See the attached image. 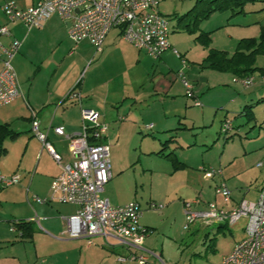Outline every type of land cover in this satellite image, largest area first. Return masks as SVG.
<instances>
[{
	"label": "crops",
	"instance_id": "1",
	"mask_svg": "<svg viewBox=\"0 0 264 264\" xmlns=\"http://www.w3.org/2000/svg\"><path fill=\"white\" fill-rule=\"evenodd\" d=\"M36 1L30 0L22 6L15 5L19 9H26ZM164 1L162 0L160 4ZM253 1L264 0H252L249 2ZM1 2L2 0H0V7ZM245 5L242 13L232 15L229 12L227 20L246 14ZM256 12L258 13L256 16H260L264 13V10ZM1 25H6L11 32L12 38L20 42L19 51L14 56L12 64L22 95L21 98L16 99L11 104L0 108V125H7L8 129L13 133L12 136H8L3 140V147L6 149V153L3 156L8 155L14 149L15 143H19V141L21 148L20 160L12 168L4 170V174L1 175L9 177L18 174L20 176L16 189L21 192L22 206L17 205L7 212L0 201V264L135 263L129 261L118 262L117 258H115L116 256L114 257L106 251L102 237L98 236L99 239L95 240V244L91 243L90 245L86 241L83 242L82 239L85 238H68L64 232L66 225L65 218L75 213L76 207L74 205L58 203L56 201L37 203L33 200V197L46 198L49 195L51 182L60 173V165L53 160L49 152L32 135L29 108L35 111L41 132H46L49 126H63L67 134L79 133L81 131L80 106L64 100L70 90L76 87L80 93L82 107L94 111L98 116V120L108 126L105 139L107 138V141L112 144L111 150L112 155L114 154V163L111 168V174L113 178V174H120V166H117V148L123 143L127 135H129V141H134L138 137L137 133L140 132L136 108H141V106L149 108L156 103L161 108L159 111L150 114L149 118L157 124L158 130L166 133L178 129L179 126L171 129L172 124L176 122L180 124L182 122L180 119H176L175 102L181 97L188 99L177 77V73L180 70H183L187 75L194 86L198 98L204 104L213 107L216 106L214 105V100L218 101L217 98L219 96H214V98L210 96L212 92L210 91V76L215 77L217 82L220 80L223 82L222 80L227 77L219 73H228L231 76L230 81L232 83H239L238 81H234L236 76L229 72L209 67V64L204 62L208 53L207 47H203L204 55L196 63L197 67L187 64L186 60L185 64H183L180 60L185 59V54H181L177 50L181 58L176 57L173 53V49L175 48H173L170 42L171 47L164 51L159 59L154 60L145 52L139 51L133 45L121 39L119 30L113 29L104 40L100 52H95L94 48L87 41L79 43L88 44L92 50V53L87 55L89 60L84 68V76L80 78L83 71L80 73L81 69H77L79 72L74 73L72 66L67 62L69 56L72 55L73 49L77 46L74 48V44L68 36L67 26L58 16L54 15L50 17L41 28L27 29L20 22H8L0 8ZM177 26V21L171 20V33L176 30ZM197 30H199L197 35L200 32H206L210 35L212 32L200 30L199 24L195 33ZM262 30H264V27ZM12 38H3L2 42L7 45ZM250 38L252 37L243 35L241 39ZM69 42L73 46L66 51ZM63 45L65 46L64 48ZM227 53L230 54V52ZM174 58L175 60L172 65L170 60ZM254 67L257 68L254 73L258 71L261 77L260 74H264V69L256 63ZM210 69L215 72H211ZM262 84L264 85L263 81ZM232 97H234V94ZM232 100L230 98V101ZM261 101H264V95ZM253 105V103L247 100L243 101L244 107L235 115L241 117L244 115V112H249L250 116L249 119L246 117L247 120L250 122L255 120V115L251 109ZM217 113L218 111H213L214 116ZM186 114V110H183L184 117ZM224 120H226V112H223L219 116V130ZM150 124L152 125V123ZM254 127L255 124L251 125L250 130ZM261 127L262 125L259 124V128ZM153 128L154 126L152 125V128L149 129L147 127L146 129L150 131ZM27 130L29 133H26ZM232 135L234 137L235 134ZM144 136L156 139L152 133H146ZM48 140L57 143V147L55 146L54 149L61 156V164L71 161L72 157L66 140L57 136L51 130L47 133V142ZM137 140L139 141L138 138ZM226 140L229 139L226 138ZM157 141L159 147H161H158V150L145 151V154L155 155L167 160L171 164V175L186 169L191 171L187 164L177 157L176 148L182 146H174V149L165 153L164 150L177 141L173 136L166 138L164 141L157 138ZM142 142L143 139H141ZM159 152H162L163 156L158 155ZM167 154L173 155L180 166L176 167L172 159L165 157ZM259 162H263L264 164V160L256 163V168L260 169L261 172L260 180L255 178L249 184L235 185V189L238 190V197L236 200L230 197V200L227 202L215 193V186L219 183L220 178L218 176L207 178L204 172L201 171V167L198 168L197 170L204 179H216L215 185L213 187L209 186L212 196L205 198L207 193L201 187L192 199H181L182 209L183 202L197 199L199 203L194 207L195 209L203 210L208 202H214L216 206L229 210L235 207L241 200H247V196L251 193V190L254 191V198L247 201H255L264 181V165L258 167L257 164ZM242 175L239 174V176ZM257 181H259V185H256ZM226 186L228 187L227 184ZM228 189L230 192L232 191L229 187ZM134 197L135 192L130 193L124 200L115 198L113 205H123L136 201ZM104 199L109 202L107 198ZM157 199L164 201V208L159 211L148 210V204L151 201H146L143 205L138 203L143 211L157 216H165L169 211L172 213L173 210L171 209H173L175 204H168L169 200L166 195H160ZM16 202L17 200L13 201V203ZM17 220L32 222L34 231L30 239L22 238L21 232L10 231V224ZM147 224L144 223L143 226L149 228L150 233L144 240V247L147 246L146 243L150 238L149 236H151L154 230L153 225ZM147 244L149 245L150 243ZM117 247H120L124 251L123 254L119 255H126L128 253V250L125 248L121 246Z\"/></svg>",
	"mask_w": 264,
	"mask_h": 264
},
{
	"label": "rangeland",
	"instance_id": "2",
	"mask_svg": "<svg viewBox=\"0 0 264 264\" xmlns=\"http://www.w3.org/2000/svg\"><path fill=\"white\" fill-rule=\"evenodd\" d=\"M4 1L6 0H2L1 3L3 4ZM11 1L22 6L30 0ZM194 2L195 0H165L158 9L162 14L175 21L174 16L184 14L194 5ZM263 7L264 1L248 2L245 5L247 13L235 16L230 20H227L229 12H215L208 19L200 21L199 29L212 31L209 35L211 47L230 52L229 55H231L236 50L238 41L243 35L259 39L261 29L264 27V13L256 16L258 14L256 11L261 12L264 10ZM190 20L188 21L189 24L191 23ZM198 31L191 34L183 26H177L176 30L169 35V42L173 48L181 54H185V59L182 60H186L187 64L196 67V63L204 55V46L195 40ZM72 46L69 42L66 51ZM91 53V47L82 43L73 49L72 55L67 60L74 73L79 72L77 69H81L80 73L83 71L81 75L79 74L80 78L84 76V68L89 60L87 55ZM174 60L175 58L170 60L172 65ZM182 60L180 61L182 62ZM255 63L264 69V53L255 55ZM210 71L215 72L211 69ZM219 74H223L227 78H224L223 82L221 80L217 82L215 77L210 76L209 80L210 91H212L210 96L213 98L219 96L218 101L214 100L216 106H208L199 99L202 105L196 107L191 100L185 97L177 99L175 114L176 119H180L182 124L171 123V129L179 127L166 133L159 131L156 127L157 124L149 118L150 114L160 110L161 107L158 104L155 103L149 108L145 106L136 108L140 128V132L137 133L138 137L134 141H129V135H127L123 143L117 148V166H120V174H113L112 180L104 186L101 197L107 198L113 205L115 198L124 200L130 193L135 192L134 200L141 205L152 200L164 203V201L157 199L160 195H166L169 200L168 204H175L171 209L173 210L172 213L169 211L165 216L142 212L140 223L142 225L148 223L147 225H153L154 228L147 241L150 244L146 243L147 246H143V248L148 252L159 254L161 260L160 262L157 260L153 262L147 253L148 264H220L222 257L229 253L234 244L244 237L243 220H239L233 225L226 223L225 228L221 230H217V224L204 226L199 222H195L188 229H184L185 216L181 199H192L201 187L207 193L205 198L212 196L209 186L213 187L216 181V179H204L197 170L198 168L204 166L221 169L224 181L232 190L230 197L233 200L238 197V190L235 189V185L249 184L255 178L257 180L261 178V172L260 169L256 168V163L264 160V101H261L264 95L261 77L264 74H260L261 77L258 71L248 74L254 78L253 84L248 88L237 82L232 83L228 73ZM233 94L234 97H232ZM230 98L233 100L230 101ZM245 100L254 104L251 109L256 122H254L255 120L250 122L245 115L241 117L235 115L242 110ZM183 110H186L187 113L185 117ZM214 110L218 111L216 116L213 115ZM223 112H226V120H230L234 126L225 135L219 130V116ZM150 123L154 128L149 131L146 128ZM253 124L255 127L250 130ZM259 124L262 125L261 128H259ZM26 133L29 131L27 130ZM146 133H152L156 139L144 136ZM232 134H235L234 137L226 140ZM170 136H173L177 141L166 148L165 153L174 149V146H182L176 148L177 157L185 162L191 171L186 169L171 175V164L167 160L145 154V151L158 150L161 147H159L157 138L164 141ZM141 139H143L142 143ZM19 143H15L14 149L8 155L0 158V169L3 170V172L0 171V174H4V170L12 168L20 160L21 148ZM48 143L53 148L57 144L50 140ZM105 143L110 149V166L112 168L114 163L112 144L107 141V138ZM261 150L263 151L261 152ZM239 174L243 175L239 176ZM258 183L259 181L256 182V185ZM16 186L15 184L12 187H0V201L7 212L17 205L22 206L21 192L16 189ZM253 195L254 191L251 190L247 200H252ZM218 199L222 201L220 198ZM14 200L17 202L13 203ZM96 239L98 240L99 237H93L90 241L95 244ZM82 240L83 242L88 241ZM210 245H214L213 251L208 249ZM115 247H105V249L117 258V255L123 254L124 251L120 247Z\"/></svg>",
	"mask_w": 264,
	"mask_h": 264
},
{
	"label": "built area",
	"instance_id": "3",
	"mask_svg": "<svg viewBox=\"0 0 264 264\" xmlns=\"http://www.w3.org/2000/svg\"><path fill=\"white\" fill-rule=\"evenodd\" d=\"M162 0H37L26 9H19L11 0L1 5V11L10 23L20 22L27 29L41 28L52 16H58L67 26L68 36L74 48L87 41L100 52L108 33L119 30L121 39L133 45L139 51L157 60L169 49L171 19L159 11ZM3 38H12L6 25L0 26V108L21 98V90L12 60L18 53L20 42L12 38L7 45ZM176 57L181 58L173 49ZM183 64L185 61L182 60ZM177 77L184 88L185 96L200 107L194 86L183 70ZM264 82V76L261 77ZM243 87L253 84L254 78L236 77ZM80 106L81 131L67 134L63 126H49L46 132L39 130L35 111L29 108L31 115V133L45 148L53 160L60 165V173L55 176L46 198L33 197L37 203L56 201L76 207L75 213L65 218V233L68 238H85L90 245L93 237H102L106 247L121 246L128 250L126 255H118L120 263L129 261L137 264H148L147 253L155 261H161L159 254L148 252L143 243L150 229L140 223L142 208L136 201L123 205H111L101 197L104 186L112 178L110 166V149L105 143L108 126L98 120L97 114L81 105L78 89L73 87L65 99ZM149 129L152 125L147 126ZM232 129L230 120H224L220 133L227 134ZM54 134L68 142L72 157L70 162L61 164V156L47 142V133ZM263 162L257 164L262 167ZM205 177L218 176L219 183L215 193L229 201L231 192L226 186L221 169L201 167ZM20 176L14 174L5 177L0 174V187H9L19 182ZM198 200L183 202L185 216L184 229L195 222L204 226L212 224L233 225L244 221V237L237 241L231 251L224 255L220 264H264V181L255 201L241 200L232 209L226 210L208 202L203 210L195 209ZM163 203L151 201L148 210L159 211ZM10 231L15 232L13 225ZM113 240V241H111Z\"/></svg>",
	"mask_w": 264,
	"mask_h": 264
},
{
	"label": "trees",
	"instance_id": "4",
	"mask_svg": "<svg viewBox=\"0 0 264 264\" xmlns=\"http://www.w3.org/2000/svg\"><path fill=\"white\" fill-rule=\"evenodd\" d=\"M249 1L252 0H195L194 5L189 10L180 16H174V19L177 21L178 26H183L186 31L192 34L195 33L200 21L206 19L212 13L228 11L232 15L239 14L243 12L244 5ZM189 20L191 21L190 24L188 23ZM195 40L208 48L204 62H207L209 67L229 72L238 78L246 77L256 71L257 68L254 67L255 55L264 53V30L261 31L259 39H241L231 55L226 51L211 48L209 33L200 32ZM243 114L249 119V112ZM12 134L7 125H0V158L6 153L3 140L8 136H12ZM232 137L233 135H230L227 139ZM158 155L163 156L162 152H159ZM165 157L172 159L176 167L180 166L173 155L167 154ZM11 225L14 226L16 233L21 232L22 238L30 239L32 237L34 231L32 222L17 220L13 221ZM223 228H225V225L220 224L217 230ZM208 249L213 251L214 245H210Z\"/></svg>",
	"mask_w": 264,
	"mask_h": 264
}]
</instances>
